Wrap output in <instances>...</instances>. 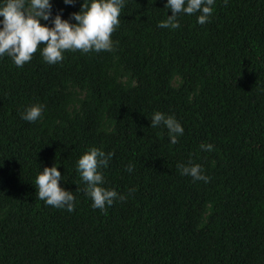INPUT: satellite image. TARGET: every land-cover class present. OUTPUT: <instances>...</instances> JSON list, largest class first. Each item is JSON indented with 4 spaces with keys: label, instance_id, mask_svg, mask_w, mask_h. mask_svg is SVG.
Masks as SVG:
<instances>
[{
    "label": "trees",
    "instance_id": "obj_1",
    "mask_svg": "<svg viewBox=\"0 0 264 264\" xmlns=\"http://www.w3.org/2000/svg\"><path fill=\"white\" fill-rule=\"evenodd\" d=\"M82 3L53 0V14ZM165 3L127 0L114 51L0 58V264H264V0H216L209 22L181 15L177 29L158 27ZM156 111L184 127L176 144L151 128ZM92 147L114 153L103 186L127 196L103 212L78 191ZM55 164L71 213L37 199L36 175Z\"/></svg>",
    "mask_w": 264,
    "mask_h": 264
},
{
    "label": "clouds",
    "instance_id": "obj_2",
    "mask_svg": "<svg viewBox=\"0 0 264 264\" xmlns=\"http://www.w3.org/2000/svg\"><path fill=\"white\" fill-rule=\"evenodd\" d=\"M127 0H83L78 12L65 19L63 10L53 14V0H0V58L10 57L15 66L23 67L30 62L38 50L45 63L55 65L64 59L67 51L100 53L115 50L112 34L120 26V16ZM65 5L74 6L77 0H63ZM227 3V0H225ZM216 0H166L165 9L171 10L167 19L158 23L159 28L177 29L181 15L197 14V23L204 25L210 21ZM45 21L48 23H41ZM72 21H75L73 23ZM44 106L34 104L25 108L21 118L35 123L43 118ZM151 128H166L171 144H176L184 134V127L174 115L160 111L152 114ZM204 151L213 150L212 144H201ZM114 156L96 147L86 151L76 162V171L84 183L83 191L92 201V207L102 212L112 206L116 200L121 202L127 196L115 189L104 187L103 169L109 167ZM177 168L183 176H190L194 181L210 182L200 164L178 163ZM129 173L134 172L132 163L125 166ZM64 177L57 164L44 167L35 177L37 199L46 205L67 212L75 211L74 193L61 186ZM135 191L129 189V194Z\"/></svg>",
    "mask_w": 264,
    "mask_h": 264
}]
</instances>
